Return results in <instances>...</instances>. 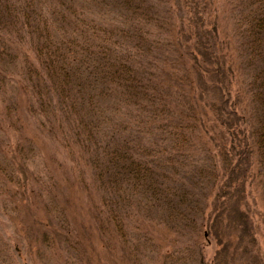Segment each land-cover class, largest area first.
<instances>
[{"label": "trees", "instance_id": "obj_1", "mask_svg": "<svg viewBox=\"0 0 264 264\" xmlns=\"http://www.w3.org/2000/svg\"><path fill=\"white\" fill-rule=\"evenodd\" d=\"M0 93V264L263 263L264 0H0Z\"/></svg>", "mask_w": 264, "mask_h": 264}, {"label": "rangeland", "instance_id": "obj_2", "mask_svg": "<svg viewBox=\"0 0 264 264\" xmlns=\"http://www.w3.org/2000/svg\"><path fill=\"white\" fill-rule=\"evenodd\" d=\"M220 3H216L215 7H219ZM20 111V110H19ZM21 115L18 114L19 122L23 125V128L20 130L24 138L28 139L33 145L35 152L32 157H30V162L28 168L36 173L38 178H42L50 175L53 179V183L57 182L60 191L62 192V197H68V188L67 186L71 182V178H68V169L69 161L66 155L65 150L57 146L51 140L47 139L45 136L39 135V130H37L36 125L34 124V119L30 118L25 111L21 109ZM19 112V113H20ZM10 119H8L9 122ZM7 123L3 116V105H2V95L0 93V136L2 132L10 134L13 139L18 136L17 130L6 129ZM26 136V137H25ZM71 193L73 199L69 197L71 202H74V212L77 215L80 214V217H87V208H86V198L85 194L78 192L77 190ZM2 192H0L1 194ZM248 193L247 198L251 206V211L253 212V220L256 226V235L255 241L256 246L259 251V257L262 259V264H264V206L260 202L258 193L254 189V186L246 190ZM4 201V198H0V208ZM2 222V221H1ZM86 226L88 225L87 219H85ZM216 247L214 245L209 246L205 249V254L210 258Z\"/></svg>", "mask_w": 264, "mask_h": 264}]
</instances>
